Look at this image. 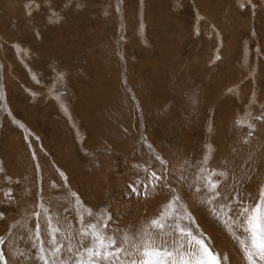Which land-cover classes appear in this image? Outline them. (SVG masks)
Wrapping results in <instances>:
<instances>
[{
  "label": "rangeland",
  "instance_id": "1",
  "mask_svg": "<svg viewBox=\"0 0 264 264\" xmlns=\"http://www.w3.org/2000/svg\"><path fill=\"white\" fill-rule=\"evenodd\" d=\"M0 19V264L87 261L88 225L125 250L97 264L187 251L181 228L264 264L239 215L264 189V0H0Z\"/></svg>",
  "mask_w": 264,
  "mask_h": 264
},
{
  "label": "snow or ice",
  "instance_id": "2",
  "mask_svg": "<svg viewBox=\"0 0 264 264\" xmlns=\"http://www.w3.org/2000/svg\"><path fill=\"white\" fill-rule=\"evenodd\" d=\"M210 187L215 189L217 184L210 182ZM240 216L245 220V231L250 234L251 246L255 249L256 255L261 260H264V189L261 190L260 198L253 206H246L241 209ZM152 225L160 232L166 227V220L163 216L151 221ZM95 225H88V228L93 229L94 244L87 248L88 260L81 259L78 264H97L96 258L99 257L104 261H116L120 254L125 250L121 246H117V241L113 237H107L100 232L95 231ZM182 236L190 237L186 240L187 251H178L167 247L165 242L157 244L155 240L148 239L143 241L142 245L137 249L141 251L142 259L131 260L130 264H220L218 254L214 253L205 244L204 240L192 234L190 230L179 229ZM86 235L88 233H85ZM53 241L55 242L54 232ZM243 243V242H242ZM180 249L184 248L181 244ZM60 247L55 249L56 253L60 252ZM249 260L252 259V252L248 251ZM48 261L45 257H41Z\"/></svg>",
  "mask_w": 264,
  "mask_h": 264
},
{
  "label": "bare ground",
  "instance_id": "3",
  "mask_svg": "<svg viewBox=\"0 0 264 264\" xmlns=\"http://www.w3.org/2000/svg\"><path fill=\"white\" fill-rule=\"evenodd\" d=\"M25 1H26V0H25ZM29 1H30V0H29ZM49 1H50V0H49ZM55 1H56V0H55ZM4 2H5V1H4ZM36 2H37V1H36ZM41 2H42V1H40V3H41ZM46 2H47V1H46ZM13 3H14V2H13ZM30 3H31V2H30ZM32 3H33V1H32ZM9 4H12V3H9ZM24 4H25V3H24ZM26 4H27V2H26ZM28 4H29V2H28ZM28 4H27V5H28ZM37 4H38V3H37ZM14 5H15V4H14ZM39 5H40V4H39ZM51 5H52V3H51ZM9 6H11V5H9ZM20 6H21V5H20ZM40 6H41V5H40ZM13 7H14V6H13ZM49 7H52V6H49ZM53 7H54V5H53ZM31 8H32V6H31ZM14 9H15V8H14ZM29 9H30V6H29ZM52 9H53V8H52ZM11 10H12V9H10V12H8L9 14H11ZM53 10H54V9H53ZM14 11H16V9H15ZM31 11H32V10H31ZM34 11H35V10H34ZM43 11H44V10H43ZM55 11H56V10H55ZM19 12H20V11H19ZM5 13H6V12H5ZM17 13H18V12H17ZM25 13H27V12H25ZM36 13H37V12H35L34 14L36 15ZM14 14L16 15V12H15ZM19 14H20V13H19ZM23 14H24V13H23ZM40 14H42V13H40ZM55 14H56V13H55ZM26 15H27V14H26ZM37 15H38V14H37ZM42 15H43V14H42ZM8 16H9V15H8ZM8 16H7V14H6V18H7ZM10 16H11V15H10ZM17 16H18V15H17ZM24 17H25V15H24ZM33 17H35V16H33ZM36 17H37V16H36ZM49 17H50V16H49ZM20 18H21V17H20ZM28 18H29V14H28ZM39 18H40V17H39ZM26 19H27V18H26ZM26 19H25V20H26ZM3 20H4V19H3ZM21 20L24 21L23 19H21ZM28 20H29V19H28ZM28 20H27V22H28ZM31 20H32V19H31ZM34 20H35V19H34ZM18 21H19V18H18ZM36 21H37V20H36ZM0 22H1V19H0ZM34 22H35V21H34ZM1 23H3V22H1ZM29 23H31V22H29ZM37 23H40V22L37 21ZM75 23H76V22H75ZM31 25H32V24H31ZM34 25H35V23H34ZM3 26H4V25H3ZM3 26L1 25L0 27H3ZM7 27H8V26H7ZM37 27H39V26H37ZM75 27H77V26H75ZM75 27H74V28H75ZM34 28H35V27H34ZM39 28H40V27H39ZM39 28H37V29H39ZM0 29H1V28H0ZM14 29H15V28H14ZM16 29H17V28H16ZM37 29H36V32H38ZM78 29H79V28H78ZM1 30H2V29H1ZM34 30H35V29H34ZM19 31H20V30H19ZM16 32H17V31H16ZM1 33H2V32H1ZM1 33H0V35H1ZM3 33H4V31H3ZM11 33H12V31H11ZM13 34H14V33H12V35H13ZM15 34H16V33H15ZM20 34H21V33H20ZM38 34H39V33H38ZM216 34H217V32H216ZM3 35H4V34H3ZM3 35H2V36H3ZM5 35H6V34H5ZM24 35H25V34H24ZM220 35H221V34H220ZM2 36H1V37H2ZM14 37H15V36H14ZM14 37H13V38H14ZM20 37H21V36H20ZM3 39H4V38H3ZM8 39H9V38H7V41H8ZM10 39H12V37H11ZM25 39H26V37H25ZM82 39H83V38H82ZM12 40H13V39H12ZM16 40H17V39H16ZM9 41H10V40H9ZM9 41H8V42H9ZM15 42H16V41H15ZM29 42H30V41H29ZM32 42H33V40H32ZM4 43H5V42H4ZM9 43H14V42H13V41H12V42L10 41ZM16 43H17V42H16ZM24 43H25V42H24ZM26 43H27V42H26ZM30 43H31V42H30ZM14 45H15V44H14ZM27 45L29 46V44H27ZM30 45H31V44H30ZM32 45H34V44H32ZM20 47H21V46H19V48H20ZM29 47H31V46H29ZM29 47H28V48H29ZM28 48H27V49H28ZM14 49H15V48H14ZM19 50H20V49H19ZM24 50H26V49H24ZM24 50H23V51H24ZM30 50H31V49H30ZM23 51H22V52H23ZM26 51H27V50H26ZM27 53H30V51L27 52ZM18 54H19V52H18ZM18 54H17V55H18ZM21 54H22V53H21ZM22 55H23V54H22ZM22 55H21V56H22ZM28 55H30V54H28ZM28 55H27V56H28ZM223 55H224V54H223ZM25 56H26V55H25ZM30 56H31V55H30ZM30 56H29V57H30ZM60 56H61V55H60ZM248 56H249V55H248ZM45 57H46V56H45ZM18 58H20V55H19ZM30 58H31V57H30ZM15 59H16V58H15ZM22 59H25V57L21 58V60H22ZM26 61H27V60H26ZM36 62H37V61H36ZM14 65H15V64H14ZM26 65H28V64L26 63ZM28 67H29V66H28ZM28 67H27V68H28ZM64 67H65V66H64ZM66 68H67V67H66ZM67 69H69V67H68ZM155 96H157V95H155ZM155 98H156V97H155ZM65 104H66V103H65ZM65 106H66V105H65ZM66 107H67V106H66ZM64 110H65V109H64ZM65 111H66V110H65ZM73 113H74V112H73ZM74 116H75V114H74ZM69 117H70V116H69ZM70 119H71V118H70ZM243 119H244V118H243ZM243 119H242V120H243ZM72 120H73V117H72ZM78 120H79V119H78ZM73 122H74V121H73ZM73 122H72V123H73ZM78 122H79V121H78ZM74 123H76V122H74ZM76 124H77V123H76ZM78 125H79V124H78ZM74 127H75V126H74ZM79 127H80V126H79ZM82 128H84V127H82ZM76 129H77V127H76ZM77 130H78V129H77ZM82 132H83V131H82ZM84 132H85V131H84ZM248 132H249V131H248ZM81 136H82V135H81ZM81 136H80V137H81ZM210 142H211V141H210ZM208 146H209V145H208ZM209 148L211 149V147H209ZM209 148H208V149H209ZM250 150H251V149H250ZM206 151H207V150H206ZM205 153H206V152H205ZM238 175H239V174H238ZM242 175H243V174H242ZM237 182H238V181H237ZM237 182H236V183H237ZM238 184H239V183H238ZM225 188H226V187H225ZM227 188H228V187H227ZM227 188H226V189H227ZM232 191H233V190H232ZM234 191L237 192L235 189H234ZM237 193H239V191H238ZM237 193H236V194H237ZM234 196H235V195H234ZM236 196H237V195H236ZM236 196H235V197H236ZM238 196H239V194H238ZM224 197H225V196H224ZM237 198H238V197H237ZM240 199H241V198H240ZM235 200H236V199H235ZM239 201H240V200H239ZM204 205H206V204H204ZM238 205H239V203H237V201H236V203H234V204L226 205L224 208H222V210H221L220 212H214V213L212 214L213 219H214L216 222H218V223H223V221H224V219H225V217H226V212H227V211L225 212V208H227L228 210H230V211L232 212L231 215L233 216V215H235L236 213H238V212L236 211V210H238V207H239ZM205 207H206V206H205ZM236 220H238V218H237ZM229 224H230V225H234V224H233V221H232V218H230V220H229ZM227 230H228V229H227ZM224 231H225V230H224Z\"/></svg>",
  "mask_w": 264,
  "mask_h": 264
}]
</instances>
